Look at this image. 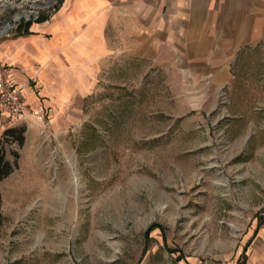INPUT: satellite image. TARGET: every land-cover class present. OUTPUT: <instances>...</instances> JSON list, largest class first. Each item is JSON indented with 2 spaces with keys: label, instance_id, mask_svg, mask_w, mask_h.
I'll return each instance as SVG.
<instances>
[{
  "label": "rangeland",
  "instance_id": "obj_1",
  "mask_svg": "<svg viewBox=\"0 0 264 264\" xmlns=\"http://www.w3.org/2000/svg\"><path fill=\"white\" fill-rule=\"evenodd\" d=\"M38 4L0 0V41ZM99 69L53 116L0 125V264H264V41L221 85Z\"/></svg>",
  "mask_w": 264,
  "mask_h": 264
},
{
  "label": "crops",
  "instance_id": "obj_2",
  "mask_svg": "<svg viewBox=\"0 0 264 264\" xmlns=\"http://www.w3.org/2000/svg\"><path fill=\"white\" fill-rule=\"evenodd\" d=\"M262 41L264 0H65L49 20L0 41V63L34 111L31 123L91 87L102 65L143 60L221 85L239 52Z\"/></svg>",
  "mask_w": 264,
  "mask_h": 264
},
{
  "label": "built area",
  "instance_id": "obj_3",
  "mask_svg": "<svg viewBox=\"0 0 264 264\" xmlns=\"http://www.w3.org/2000/svg\"><path fill=\"white\" fill-rule=\"evenodd\" d=\"M39 1L38 5H34L29 10L23 11L28 17H23L15 22L19 24L34 23L39 19L49 20L65 0H46ZM34 111L29 107L27 101L21 96L17 87H15L10 79L9 68L0 63V120L1 126L8 129L20 124H27L31 118H35Z\"/></svg>",
  "mask_w": 264,
  "mask_h": 264
},
{
  "label": "trees",
  "instance_id": "obj_4",
  "mask_svg": "<svg viewBox=\"0 0 264 264\" xmlns=\"http://www.w3.org/2000/svg\"><path fill=\"white\" fill-rule=\"evenodd\" d=\"M39 20H44V19H39ZM28 25L29 23L20 25L19 28L16 30V34H20V33L26 34ZM4 132L5 133L2 136L3 138L9 135H12L14 133V130L9 129ZM12 169H13V166L9 162H7L4 158L3 148L0 143V182L4 180L5 178H7L8 175H10V172L12 171Z\"/></svg>",
  "mask_w": 264,
  "mask_h": 264
},
{
  "label": "bare ground",
  "instance_id": "obj_5",
  "mask_svg": "<svg viewBox=\"0 0 264 264\" xmlns=\"http://www.w3.org/2000/svg\"><path fill=\"white\" fill-rule=\"evenodd\" d=\"M22 16H25L26 18L28 17V14H17L16 17H14V20L17 21L20 19Z\"/></svg>",
  "mask_w": 264,
  "mask_h": 264
}]
</instances>
